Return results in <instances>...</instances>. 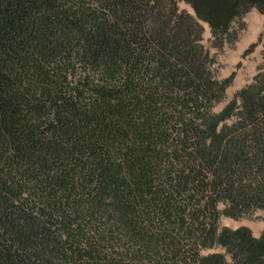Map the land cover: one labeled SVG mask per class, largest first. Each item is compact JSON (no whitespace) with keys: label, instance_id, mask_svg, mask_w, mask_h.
Returning a JSON list of instances; mask_svg holds the SVG:
<instances>
[{"label":"trees","instance_id":"obj_1","mask_svg":"<svg viewBox=\"0 0 264 264\" xmlns=\"http://www.w3.org/2000/svg\"><path fill=\"white\" fill-rule=\"evenodd\" d=\"M183 1L0 0V264H264V67L216 111L203 43L264 0Z\"/></svg>","mask_w":264,"mask_h":264},{"label":"rangeland","instance_id":"obj_2","mask_svg":"<svg viewBox=\"0 0 264 264\" xmlns=\"http://www.w3.org/2000/svg\"><path fill=\"white\" fill-rule=\"evenodd\" d=\"M181 10L185 9L192 12V9L183 0H179ZM247 19L250 21L247 22ZM245 29L240 32L239 39L235 43H225L221 49H215L211 46V33L207 24H204L205 33L203 43L210 49L215 58L213 72L219 79H224L234 74V81L227 90L226 99L216 107V111L222 110L235 96V94L252 83L254 77L264 67V27L257 16L246 15ZM264 212L257 210L254 213L245 216L239 220L228 217L221 219L223 226L236 229L241 226L251 228L253 234L261 235L264 230ZM210 252H225L221 248L209 250Z\"/></svg>","mask_w":264,"mask_h":264},{"label":"crops","instance_id":"obj_3","mask_svg":"<svg viewBox=\"0 0 264 264\" xmlns=\"http://www.w3.org/2000/svg\"><path fill=\"white\" fill-rule=\"evenodd\" d=\"M252 15V16H257V18H259L260 19V22H261V24H262V26L264 27V16H262L256 9H253L249 14H247V16H249V15ZM249 20L247 19V22H248ZM249 23V25H250V21L248 22ZM255 235V234H254ZM255 236H260V235H255Z\"/></svg>","mask_w":264,"mask_h":264}]
</instances>
